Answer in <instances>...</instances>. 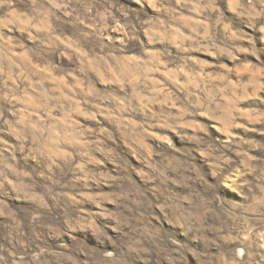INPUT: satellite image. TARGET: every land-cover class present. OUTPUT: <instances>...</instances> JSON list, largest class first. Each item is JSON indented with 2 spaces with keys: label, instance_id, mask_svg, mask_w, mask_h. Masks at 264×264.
I'll return each instance as SVG.
<instances>
[{
  "label": "clouds",
  "instance_id": "9594fccd",
  "mask_svg": "<svg viewBox=\"0 0 264 264\" xmlns=\"http://www.w3.org/2000/svg\"><path fill=\"white\" fill-rule=\"evenodd\" d=\"M0 264H264V0H0Z\"/></svg>",
  "mask_w": 264,
  "mask_h": 264
}]
</instances>
